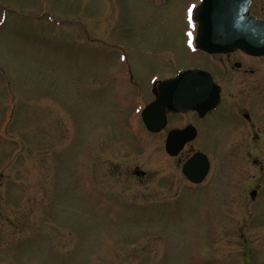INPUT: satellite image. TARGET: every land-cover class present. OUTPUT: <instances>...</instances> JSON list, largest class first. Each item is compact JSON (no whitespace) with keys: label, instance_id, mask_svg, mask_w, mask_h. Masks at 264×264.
I'll list each match as a JSON object with an SVG mask.
<instances>
[{"label":"rangeland","instance_id":"obj_1","mask_svg":"<svg viewBox=\"0 0 264 264\" xmlns=\"http://www.w3.org/2000/svg\"><path fill=\"white\" fill-rule=\"evenodd\" d=\"M199 1L0 0V264H264V209L189 193L122 91L212 65L186 49Z\"/></svg>","mask_w":264,"mask_h":264},{"label":"flooded vegetation","instance_id":"obj_2","mask_svg":"<svg viewBox=\"0 0 264 264\" xmlns=\"http://www.w3.org/2000/svg\"><path fill=\"white\" fill-rule=\"evenodd\" d=\"M191 24L197 30L198 24L194 21ZM189 37L186 49L194 54L196 60H209L212 64L210 67L194 64L164 77L155 74L146 81L128 74V79H122V91H128L130 98L136 96L138 100L142 93L151 96V100L142 106L140 117L145 130L158 144L164 146V150L172 132L188 129L195 134L194 139L187 142L178 155L166 153L177 162L181 177L188 183L187 188H190L187 191L199 195L221 193L220 202L225 209V202L230 203L227 212L232 214V220L233 214H237L235 209H239L241 215L246 210V214L240 218L247 215V224L251 225L255 220V209H264V56L255 57L239 49L224 54H208L198 49L194 40L189 42ZM186 69H199L210 74L215 87L219 89L216 107L204 115L193 110L175 112L166 108L164 126L156 131H148L142 119L143 110L161 97L162 85L172 82ZM169 91L173 93L175 89ZM158 123L156 120L154 126H159ZM198 142L199 149L194 147ZM201 143L206 144L204 149ZM199 152L207 160L201 159L197 174H204V177L196 184L184 175L183 166ZM223 158L226 159L225 165L221 164ZM204 161L208 164L205 173V169H202ZM135 176L145 178L147 173L137 169ZM257 216L261 217L259 213ZM261 219L264 221V216ZM243 258L242 264H252L248 255Z\"/></svg>","mask_w":264,"mask_h":264},{"label":"water","instance_id":"obj_3","mask_svg":"<svg viewBox=\"0 0 264 264\" xmlns=\"http://www.w3.org/2000/svg\"><path fill=\"white\" fill-rule=\"evenodd\" d=\"M251 0H201L195 10L194 20L198 23L195 45L208 54H224L235 49L259 57L264 56V21L251 17ZM175 91L172 93L169 90ZM161 97L148 105L142 112V119L148 131L161 129L165 123V109L175 112L197 111L201 115L213 110L219 101V89L215 87L208 72L187 69L179 73L172 82L161 86ZM159 126L155 127V121ZM195 134L183 130L172 132L165 145L170 156H176L184 145L192 141ZM202 153H196L183 166L184 175L199 184L203 177L197 174ZM203 173L208 164L203 162Z\"/></svg>","mask_w":264,"mask_h":264}]
</instances>
